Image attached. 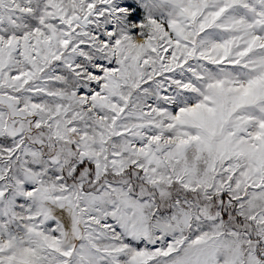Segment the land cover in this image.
<instances>
[{"label":"snow or ice","instance_id":"1","mask_svg":"<svg viewBox=\"0 0 264 264\" xmlns=\"http://www.w3.org/2000/svg\"><path fill=\"white\" fill-rule=\"evenodd\" d=\"M0 264H264V0H0Z\"/></svg>","mask_w":264,"mask_h":264}]
</instances>
